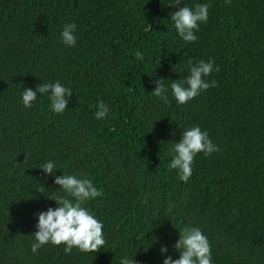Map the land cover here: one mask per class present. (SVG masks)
Returning a JSON list of instances; mask_svg holds the SVG:
<instances>
[{
  "label": "trees",
  "instance_id": "16d2710c",
  "mask_svg": "<svg viewBox=\"0 0 264 264\" xmlns=\"http://www.w3.org/2000/svg\"><path fill=\"white\" fill-rule=\"evenodd\" d=\"M173 2L0 0V264H163L179 259L186 225L207 236L212 264H264V0ZM197 3L209 19L185 42L171 13ZM71 23L74 47L61 37ZM189 60H213L220 71L205 80L218 83L179 104L170 85ZM158 79L167 102L151 94ZM56 81L73 92L63 113L51 93L24 106V87ZM100 101L106 119L94 115ZM192 126L220 150L198 153L183 182L168 166ZM49 160L54 175L40 168ZM64 174L103 191L83 205L104 225L97 253L31 250L38 213L59 206L48 197L67 196L54 182Z\"/></svg>",
  "mask_w": 264,
  "mask_h": 264
},
{
  "label": "clouds",
  "instance_id": "9594fccd",
  "mask_svg": "<svg viewBox=\"0 0 264 264\" xmlns=\"http://www.w3.org/2000/svg\"><path fill=\"white\" fill-rule=\"evenodd\" d=\"M230 3L231 0H226ZM180 4V0H174V6ZM210 5L207 3H197L194 7L182 6L178 11L171 13V21L185 42H195L196 32L199 31L201 23H206L209 19ZM77 25L75 23L65 24L61 33L62 42L67 46H76L75 36ZM135 57L143 60L140 51L135 52ZM190 65L187 77L183 81L173 80L170 87L174 97L179 104H187L189 101L200 95L202 91H207L217 86L216 80L206 81L205 77L210 76L214 71L219 72V66L213 60L205 62L200 60ZM156 87L152 95H155L167 102V84L164 79L156 80ZM38 93H51V110L57 114L63 113L69 105L72 97V90L63 86L59 81L55 83H42L37 85L35 90L31 87L25 88L22 93V101L25 107L31 108L38 97ZM106 103L100 101L95 112L96 119H106L110 112ZM220 149L209 137L207 131H202L199 126H192L183 130L182 139L175 143L173 147L174 156L169 164L170 169H176L179 179L187 182L192 175V165L198 153L210 156ZM43 171L49 175H54L57 170L56 164L49 160L43 164ZM55 184L60 186L67 196L48 197L55 200L59 205L56 208H48L47 211L38 213V224L35 231V242L31 245L34 254L38 250L51 243L55 246L66 245L64 252L70 255L73 248H78L82 252H99L105 246L106 240L103 235V223L99 221L95 214L84 207L86 201L102 197L103 191L99 190L93 182L84 174H64L55 176ZM71 197V199L69 198ZM179 231V240L173 247L179 252V259L167 256L163 264H212L211 244L207 236L199 227L190 225L184 226ZM162 254L168 252L165 246L161 249ZM120 264H138L135 258L123 257Z\"/></svg>",
  "mask_w": 264,
  "mask_h": 264
}]
</instances>
